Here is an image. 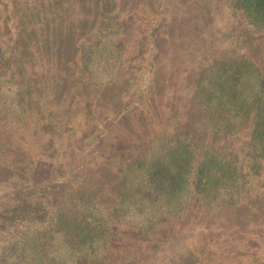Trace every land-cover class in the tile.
Instances as JSON below:
<instances>
[{
    "label": "rangeland",
    "instance_id": "374dc122",
    "mask_svg": "<svg viewBox=\"0 0 264 264\" xmlns=\"http://www.w3.org/2000/svg\"><path fill=\"white\" fill-rule=\"evenodd\" d=\"M105 1L0 0V59L14 48L29 89L22 120L0 122V264H20L4 213L40 216L76 197L92 198L110 219L101 264L264 257V160L256 163L246 150V129L196 138L200 149L248 156L249 192L239 204L210 209L195 195L182 218L162 219L148 232L111 218L119 165L154 136L192 137L190 102L200 71L243 56L264 68V30L251 28L229 0H114L122 64L112 83L98 86L81 67L80 42L96 39ZM49 234L50 245L61 241Z\"/></svg>",
    "mask_w": 264,
    "mask_h": 264
},
{
    "label": "trees",
    "instance_id": "16d2710c",
    "mask_svg": "<svg viewBox=\"0 0 264 264\" xmlns=\"http://www.w3.org/2000/svg\"><path fill=\"white\" fill-rule=\"evenodd\" d=\"M229 5L251 28L264 30V0H229ZM113 6L114 0L103 2L96 39L80 42L81 67L98 86L112 83L122 64L116 40L120 24L110 12ZM0 60V122L15 124L23 118V99L29 89L24 87L23 65L14 48L7 47ZM193 93L192 137L154 136L141 145L133 160L119 165L114 221L148 232L162 219L182 218L195 195H203L210 209L237 205L247 198L248 156L200 149L196 138L200 134L232 137L246 129V150L249 147L256 163L264 160V68L248 56L219 59L200 71ZM76 198L41 217L22 219L4 213L2 222L13 229L9 233L13 259L20 264H101L110 240V219L92 198ZM16 219L20 222L14 226ZM48 232L61 241L50 245ZM246 259L250 260L236 257L235 264H264V257L256 254Z\"/></svg>",
    "mask_w": 264,
    "mask_h": 264
}]
</instances>
